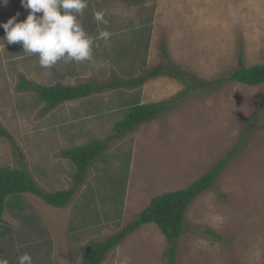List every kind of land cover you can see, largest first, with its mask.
<instances>
[{"label": "rangeland", "instance_id": "1", "mask_svg": "<svg viewBox=\"0 0 264 264\" xmlns=\"http://www.w3.org/2000/svg\"><path fill=\"white\" fill-rule=\"evenodd\" d=\"M115 1L79 17L94 40L91 62L46 69L21 44L0 43V125L9 134L0 137V168L25 169L47 192L73 191L61 208L22 194L21 209L4 211L0 259L18 264L29 253L33 264H82L81 250L126 228L152 197L184 188L228 159L188 204L173 264H264V84L228 80L241 66L264 62V0ZM97 11L106 26L93 19ZM16 13L18 21L28 14L20 0L0 3V23ZM105 29L107 42L98 35ZM157 66L184 80L142 81ZM20 75L43 85L140 84L44 111L33 92L17 88ZM133 100L168 102L171 109L115 138L118 106ZM94 139H108L104 154L77 185L62 152ZM169 247L155 224H145L101 264H167Z\"/></svg>", "mask_w": 264, "mask_h": 264}, {"label": "trees", "instance_id": "2", "mask_svg": "<svg viewBox=\"0 0 264 264\" xmlns=\"http://www.w3.org/2000/svg\"><path fill=\"white\" fill-rule=\"evenodd\" d=\"M161 54L167 57L165 50H162ZM167 70L168 69L164 66L154 67L146 72L142 81L162 75L173 76L184 80L178 72ZM228 80L249 86L264 84V62L249 67L241 66L228 77ZM139 84V79H132L125 83L112 79L109 83H105L104 85H95L93 83L43 85L30 82L26 80L23 75H20L17 88L20 91L33 92L36 99L44 104L43 110L48 111L63 102L82 99L92 94L100 93L106 88H115L118 86L136 87ZM187 85L188 84H186V86ZM190 85L192 84H189L187 89L193 90L194 86ZM182 95L186 96L184 93H181V96ZM118 108H122L121 116L113 122V126L111 127L115 138L122 137L125 132H133L138 126L153 120L158 113L171 109V105H169L168 102L161 103L152 101L140 103L139 101L133 100L131 102H125L124 105L118 106ZM0 137L9 138L8 132L1 125ZM106 141H108V139L104 141L94 139L88 143L66 149L62 152V156L74 165L72 178L77 185L85 182L88 169L102 156V154H104ZM233 153L234 152H231L229 156ZM124 161L127 162V159H124ZM227 163L228 159L220 162L211 169V171L194 180L190 185L184 188L152 197L147 206L138 213L137 217L126 228L118 233L110 235L104 240L91 243L81 250V263L101 264L106 254L116 247L126 235L133 233L145 224L153 223L158 227L166 242L170 244V247L168 249L166 248L167 251L165 252H167L166 255L169 259L167 264H173L175 247L183 231V215L188 204L214 183L216 177L221 173ZM109 180L111 179L109 178ZM111 189L117 191L120 188L116 190L112 187L110 190ZM24 193L34 195L52 207L61 208L66 206L73 191L71 189L58 190L55 192L44 191L36 185L29 172L25 169L1 167L0 239L8 228V224L3 219L4 211L11 208L21 209V197Z\"/></svg>", "mask_w": 264, "mask_h": 264}, {"label": "clouds", "instance_id": "3", "mask_svg": "<svg viewBox=\"0 0 264 264\" xmlns=\"http://www.w3.org/2000/svg\"><path fill=\"white\" fill-rule=\"evenodd\" d=\"M8 2L0 0L3 5ZM20 3L28 14L26 19L18 21L20 13H16L6 23H0L5 33L0 38L3 46L5 42L21 44L23 51L37 55L39 65L46 69L61 61L79 64L94 60V40L79 21L88 7L87 0H20ZM93 19L107 25L103 11L95 12ZM98 35L105 42L111 37L106 29ZM0 264H8V261L0 259ZM18 264H33L32 256L29 253L20 255Z\"/></svg>", "mask_w": 264, "mask_h": 264}, {"label": "crops", "instance_id": "4", "mask_svg": "<svg viewBox=\"0 0 264 264\" xmlns=\"http://www.w3.org/2000/svg\"><path fill=\"white\" fill-rule=\"evenodd\" d=\"M122 1V0H121ZM126 1H130V0H126ZM132 1V0H131ZM137 1V0H136ZM110 3V4H114L116 1L115 0H87L88 3V7L85 10H89V9H97L100 8V4H104V3ZM135 2V1H134ZM133 4V2H130ZM142 3V2H141ZM82 24V22H80ZM83 25V24H82Z\"/></svg>", "mask_w": 264, "mask_h": 264}]
</instances>
